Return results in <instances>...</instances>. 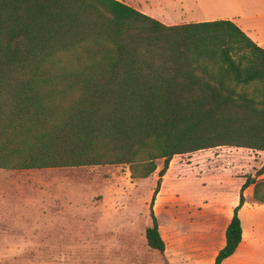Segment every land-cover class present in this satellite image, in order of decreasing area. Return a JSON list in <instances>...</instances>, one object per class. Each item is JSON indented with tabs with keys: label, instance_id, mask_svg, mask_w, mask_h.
<instances>
[{
	"label": "trees",
	"instance_id": "trees-1",
	"mask_svg": "<svg viewBox=\"0 0 264 264\" xmlns=\"http://www.w3.org/2000/svg\"><path fill=\"white\" fill-rule=\"evenodd\" d=\"M264 151V48L230 19L165 24L121 0H0V169L162 161L145 228L165 260L153 201L176 154ZM264 163L240 185L213 264L242 240L244 189L264 204Z\"/></svg>",
	"mask_w": 264,
	"mask_h": 264
},
{
	"label": "rangeland",
	"instance_id": "rangeland-1",
	"mask_svg": "<svg viewBox=\"0 0 264 264\" xmlns=\"http://www.w3.org/2000/svg\"><path fill=\"white\" fill-rule=\"evenodd\" d=\"M156 163L157 169L146 178L131 177L126 165L0 169V202L5 199L20 207L16 200L27 198L28 203L36 204L40 187L52 184L45 188L46 195L70 199L74 205L73 211L61 218L60 233L71 236L62 238L67 245L51 244L45 247L50 250L46 252L0 254V264H165L145 239V228L151 222L149 204L162 161ZM263 163L264 151L230 146L172 157L153 201L168 264L203 263L198 257L187 258L199 250L186 242L189 222L206 220L212 228L218 218L224 221L238 203L240 178L255 176ZM246 205L241 212L244 221L264 220V204ZM17 214L0 219V230L21 231L37 222L34 214L21 221L13 218ZM245 228L241 252L232 259H243L249 251L246 244L253 240V230ZM200 232L196 227L193 237L200 238ZM258 238V242L264 241V237ZM259 246L258 251H250L249 261H264V243Z\"/></svg>",
	"mask_w": 264,
	"mask_h": 264
},
{
	"label": "crops",
	"instance_id": "crops-1",
	"mask_svg": "<svg viewBox=\"0 0 264 264\" xmlns=\"http://www.w3.org/2000/svg\"><path fill=\"white\" fill-rule=\"evenodd\" d=\"M137 10L158 19L159 21L171 25L183 22H197L213 19H230L235 22L253 41L264 48V0H121ZM242 149V148H238ZM29 170V169H23ZM169 170V169H168ZM165 176V175H164ZM240 178V185L243 183ZM52 187V184H44L40 187L41 195L38 196L36 204L28 203L27 198L16 200L21 205L14 207L5 199L0 202V219L7 220L13 216L15 220H28V215H36L37 222L28 224L26 229L21 231H12V229L0 230V254L14 253H34L46 252V246L53 244L55 247L67 245L63 237H71L68 233H60L61 218L64 214H69L73 210L70 199L61 198L51 193H47L45 188ZM44 190V191H43ZM244 205L239 209L238 216L241 221L242 235L244 230L249 228L253 230V240L247 245L249 251L243 259H232L241 252L242 240L232 255L224 259L222 264H264V261H249V253L256 249L259 250L258 237H264V220L257 218H248L246 221L241 216L243 208L249 203H260L252 194V185L244 189ZM30 199V196H28ZM33 202V201H32ZM246 205V206H247ZM252 205V204H251ZM250 205V206H251ZM72 206V207H71ZM228 216L223 221L222 217L217 219L216 224L210 228L209 224L199 219L196 222H189L186 242L189 247L199 248L196 255L189 253L188 259L201 258L202 264H213L217 251L225 243V229L232 216L229 210ZM69 218V216H68ZM65 219V218H64ZM201 225V226H200ZM200 227L201 237H193L194 229ZM25 230V231H24ZM56 230V231H55ZM73 232L72 230H69ZM74 233V232H73ZM216 234L218 236L216 237ZM256 237V240L254 239ZM56 237V239H53ZM65 240V239H64ZM218 241L216 244L215 242ZM204 249V250H203ZM190 252V251H188ZM259 256V254H258ZM6 257V256H4ZM240 257V256H239ZM7 260V258H5Z\"/></svg>",
	"mask_w": 264,
	"mask_h": 264
}]
</instances>
